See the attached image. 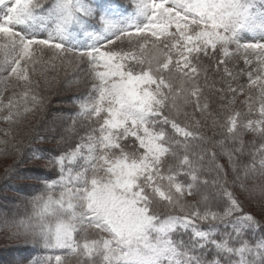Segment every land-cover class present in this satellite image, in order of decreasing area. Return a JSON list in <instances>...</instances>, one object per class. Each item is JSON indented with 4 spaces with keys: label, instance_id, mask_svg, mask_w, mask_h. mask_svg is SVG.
Wrapping results in <instances>:
<instances>
[{
    "label": "snow or ice",
    "instance_id": "snow-or-ice-1",
    "mask_svg": "<svg viewBox=\"0 0 264 264\" xmlns=\"http://www.w3.org/2000/svg\"><path fill=\"white\" fill-rule=\"evenodd\" d=\"M69 54L92 84L60 138L78 120L84 135L66 149L17 141ZM0 123V156L27 148L44 173L25 177L43 188L31 212L0 232L52 253L14 264H264V237L246 235L264 225L236 195L264 214V183H248L264 178V0H0Z\"/></svg>",
    "mask_w": 264,
    "mask_h": 264
},
{
    "label": "trees",
    "instance_id": "trees-1",
    "mask_svg": "<svg viewBox=\"0 0 264 264\" xmlns=\"http://www.w3.org/2000/svg\"><path fill=\"white\" fill-rule=\"evenodd\" d=\"M125 4H127V3H125ZM69 47H71V45H69ZM68 58H69L70 63L73 60L76 61L74 58L71 57V54H69ZM205 63H207V61H205ZM230 67H232L235 70H239L240 68L244 67L243 62H242V57L240 59L234 58L231 61ZM57 69L60 70L59 68H57ZM72 74L69 76H66V77L63 76V78L64 77L65 78L64 79L62 78V80H60V82H57V86L60 88L54 86L56 88L54 90L55 93H51L52 88L50 87V86L53 87L52 84L54 83V81L51 78H48L50 83L44 85V92H41V95L43 97H45L48 94H50L49 96H52L53 99L47 100L45 98V105L42 108V110H44L43 111L44 113L42 112V114L40 115V116H42L40 119V123L39 122L35 123L36 127H33L32 132L29 134L28 137H30V138H28V137L26 138V140L24 142L25 145H27L28 142L32 140V137L36 134H39L40 136H44V137H45V135H48V134H44L42 132V130H40V128L43 126L44 127L47 126V124L49 123V117H51L50 114H52L54 116L57 115L58 119L61 117L60 119H62V123H63L62 128L66 127L67 125H69L71 123L70 118L75 116L76 111H78L76 104H74V102H73V98L74 97H86L89 93V89H90L91 84H92V81L88 75L87 66L84 63H82V67L80 68L79 72L76 74L74 73V78L76 79V77H80V80H78V79L75 80L74 78H71ZM209 75L211 77L213 74L210 73ZM215 78L217 80L219 79L218 76H216ZM42 83H44L43 80H42ZM42 83H40V84H42ZM57 96L59 98H61L60 101H58ZM58 103H62L64 105H62V104L59 105ZM52 118H53V116L51 117V119ZM23 123H26L25 119L18 126L14 127L12 129L13 134H14L15 130L17 128L19 129V127ZM86 126H87L86 121L78 120L77 121V127H76V133L73 136H69L64 140H61L60 137L63 133L52 134L51 136H53V138L56 139V142L51 144V143L47 142V140L43 141V142L35 141V143L34 142L32 143L31 147L34 149L35 148L49 149V148H56V147H59L60 149H66L68 146H70L72 143H74V139H79L80 135H84ZM7 127L8 126L6 124L0 123V130L7 128ZM1 132L3 133V131H0V133ZM207 134L209 136L212 135L211 132H208ZM3 138L4 137H0V139H3ZM10 138L11 137H9V139ZM244 139L246 141H252L253 137L251 135H245ZM48 146H51V147H48ZM31 156H32V152L28 151V149L25 148L23 154L21 156H18L15 158V161H17V167H18V168H16V174L15 175H6L5 171H3V170L0 173V197H1L0 198V212L2 214L6 215L8 218H10V214L14 215L13 218L18 217V215H21V217H24L23 216L24 214L28 215L31 212V205L29 202L35 196L40 195L41 192L43 191L42 183L40 180L35 179V178H33V179H26L25 178V177H37V176H41L44 174L41 171L39 172L38 170L30 168L29 165L26 166L27 162L33 161V160H30ZM246 162H247L246 158H241V164L246 163ZM18 163L20 165H18ZM217 163H219L221 165H227V158L224 156H221L218 158ZM229 172H231L230 169H229ZM19 177H22V178H19ZM203 178H206L210 181L211 179L212 180L213 179H219V176H218L217 172L211 168V166H206L204 169L203 176H202V179ZM226 179L228 180V186L231 189L233 175L228 174ZM253 182L260 184L261 182H264V178L257 176L255 178V180L250 178L248 181L249 184H251ZM201 190H204V189L202 188ZM8 192L13 193L14 195H19L22 199L13 198V197L9 198L10 196L7 194ZM236 195L239 197V199L243 203L245 210L248 212H252L256 216V218L258 220H260L261 224L264 225V218L260 215L261 212H260L259 206L251 204L249 202V199L247 198L246 194H243L239 189H236ZM196 198H198V197H195V198L191 197L188 199H189V202L194 203ZM7 200L12 201L11 202L12 204L10 205V207H8L4 204V201L7 202ZM6 208L9 210H6ZM20 211H21V213H20ZM161 211H168V210L167 209H161ZM219 231L221 233L224 231L223 226L220 227ZM246 235H247V238L250 240H258V239L264 237V232L257 230L254 233L250 232ZM188 238L189 237L187 234L178 233L176 236V239H183L185 241H187ZM50 254H52V253L45 252L42 250L34 252V256H36L37 259H41V260H43L47 255H50ZM69 264H75V261L69 259Z\"/></svg>",
    "mask_w": 264,
    "mask_h": 264
},
{
    "label": "rangeland",
    "instance_id": "rangeland-1",
    "mask_svg": "<svg viewBox=\"0 0 264 264\" xmlns=\"http://www.w3.org/2000/svg\"><path fill=\"white\" fill-rule=\"evenodd\" d=\"M124 2L128 3V0H124ZM75 41L81 45V44L85 43L86 37L83 36L82 34H77L75 37ZM81 67H82V62H77V61L73 60L70 63L69 58L65 60V62L63 63L62 66H61L60 62L57 61L56 70L54 72L50 73V75L48 76V78H51L54 81V83L52 84L53 87L50 86L52 88L51 93H55L54 90L56 88L54 86L58 87L57 82H60V80H62L63 76L66 77V76H69L73 73L71 78H74V73L75 74L78 73ZM57 68H59L60 70H58ZM77 79L80 80V77H76L75 80H77ZM40 83H42V79L40 80ZM44 85H45V83L40 84L41 92H44ZM58 88H60V87H58ZM49 95L50 94H48L44 98H46L47 100L53 99L52 96H49ZM57 99H58V101L61 100V98H59V97ZM58 104L61 105L62 103H58ZM62 105H64V104H62ZM43 111L44 110L41 109L38 112H35L33 114H29L25 118L26 123H23L19 127V129L17 128L14 132V135H15V138L17 141L22 140L23 142H25L26 138L32 132L33 127H36L35 123H37V122L40 123V119L42 117L40 115L42 114ZM50 116L51 117L53 116V118L51 119V117L48 116L49 117V123L47 124L46 127H44V126L41 127L42 129L40 128V130H42V132L44 134H48V135H45V137L47 138L46 140H47V142L52 144V143L56 142V139L53 138V136H51V135L56 134V133L57 134L63 133V128H62L63 123H62V119H60L61 117L58 119L57 115L54 116V115L50 114ZM0 135H1L0 137H4L2 132L0 133ZM28 138H30V137H28ZM48 147H51V146H48ZM15 158H5V157L0 156V173L2 170L5 171V167L7 165L13 164ZM30 160H32V159H30ZM18 165H20V164L18 163ZM27 165H29V167L32 169L38 170L39 172H40V168L43 167V165L38 166L34 161L27 162L26 166ZM229 174H232V173L229 172ZM19 178H22V177H19ZM211 181H212V179L210 180V182ZM261 183H264V182H261ZM7 194L10 196L9 198L13 197V198L22 199L19 195H14L13 193L8 192ZM189 198H191V197H189ZM11 202H12L11 200H7V202L4 201V204L6 206L10 207V205L12 204ZM6 210H9V209L6 208ZM20 213H21V211H20ZM260 215L264 218V214L260 213ZM4 216H6V215H4L0 212V218H3ZM23 216H26V215L24 214ZM13 217H14V215L10 214V218H13ZM18 217L22 218L21 215H18ZM37 251H40V249L39 248L33 249V247L31 245H25L21 241L9 238V237L5 236L3 232H0V264H14L15 261H18L21 258L37 259L36 256H34V252H37ZM25 264H27V259L25 260Z\"/></svg>",
    "mask_w": 264,
    "mask_h": 264
}]
</instances>
